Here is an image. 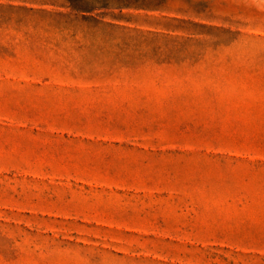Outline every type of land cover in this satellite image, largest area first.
<instances>
[{"label":"rangeland","instance_id":"374dc122","mask_svg":"<svg viewBox=\"0 0 264 264\" xmlns=\"http://www.w3.org/2000/svg\"><path fill=\"white\" fill-rule=\"evenodd\" d=\"M0 264H264V0H0Z\"/></svg>","mask_w":264,"mask_h":264}]
</instances>
